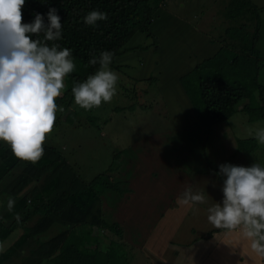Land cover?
Listing matches in <instances>:
<instances>
[{"label":"rangeland","instance_id":"obj_1","mask_svg":"<svg viewBox=\"0 0 264 264\" xmlns=\"http://www.w3.org/2000/svg\"><path fill=\"white\" fill-rule=\"evenodd\" d=\"M248 1L251 4L235 18L225 16L229 2L246 0H151L159 10L145 9L143 18L131 15L138 14V5L146 0L132 1L120 13L123 18L130 16L124 20L130 25L127 31L111 37L121 28L115 19L91 44L92 56L114 52L118 44L131 49L114 61L126 64L127 70L118 63L116 68L110 66L119 77L112 100L84 110L73 99L63 113L56 114L53 131L43 145L55 149L82 179L88 181L104 173L115 185V190L104 192L99 199V218L109 226L116 223L115 228L121 231L119 237L108 234V239L124 248L127 264H264V258L252 253L238 233L216 229L207 221V209L223 200V181L218 175L221 164L248 167L257 163L264 167V144L258 143L250 160L238 153L231 155L229 148L235 147L234 138L254 133L263 122L235 113L228 118L229 127L215 133V148L208 152L205 144L206 153L200 157L201 144L197 142L203 132L196 127L198 119L190 113L188 103L179 102L184 99L177 87L180 76L197 61L210 57L220 45L240 44V34L248 43L256 31L258 40L252 44L259 53L257 82L264 106V0ZM145 18H150V25L146 33H139ZM231 29L238 32L233 41L228 39ZM145 78L154 81L153 85L147 86ZM246 85L249 95L256 98L255 84ZM216 149L227 157L224 163L217 162ZM205 158L217 171L207 166ZM52 171L40 172L21 162L0 181V201L4 200L0 209L7 207L9 198L14 202L24 198L28 205L30 192L46 184ZM188 187L203 193L205 202L178 204V197ZM86 220L98 223L97 216L91 221L87 215ZM16 228L0 250L20 234ZM45 232L48 237L53 234L48 226ZM97 236L87 237L83 244L75 238L77 264L89 263L94 250L106 242ZM40 250L37 243L29 242L11 262L30 260Z\"/></svg>","mask_w":264,"mask_h":264},{"label":"trees","instance_id":"obj_2","mask_svg":"<svg viewBox=\"0 0 264 264\" xmlns=\"http://www.w3.org/2000/svg\"><path fill=\"white\" fill-rule=\"evenodd\" d=\"M132 1L134 0H25L22 7L23 23H32L38 13L43 16L44 23L47 25L49 9H57L62 24V37L54 43L59 44L61 48H68L72 52V59L76 67L72 73L65 77L64 91L55 101L58 107H69V102L74 99L71 93L74 82L84 81L98 68V66L88 63L92 57L91 44L108 30L109 25L115 19L118 20L121 28L116 33L113 32L111 37L117 38L119 31L123 30L125 33L126 28L130 27L124 21L130 16L123 18L120 13ZM154 2L146 0L144 4H139L138 14L135 13L131 17L136 15L135 18H143V10L148 8L158 11L159 8ZM250 4L251 2L248 0L238 3L229 2L225 16L235 18L241 13L243 7ZM92 10L107 13L108 19L98 21L96 26L86 25L83 17ZM150 22V18L143 19L137 31L146 33ZM253 32L255 36L247 43L241 34L238 36V32L231 29L228 32V39L233 41L238 36L241 40L240 44L220 45L210 57L197 61L177 81V87L182 91L184 99L179 102L188 103L190 113H194L198 119L199 124L196 123V127L203 132L201 139L197 142V144H201V151L198 152L200 157L206 153L205 144L208 147V152L209 148H215V144H213L215 133L219 129L221 133L224 128L227 129L229 127L228 118L235 113L246 115L247 119L252 122L259 119L263 122L260 128H264L262 88L257 82L259 53L252 44L253 41L258 40V34L256 31ZM30 35L32 39L43 40L44 37L43 33L39 37L35 34ZM130 50L122 49L118 44L116 50L112 52L114 55L111 65L116 68L118 63V66L122 65L124 66L122 69L127 70L128 66L119 61ZM117 59L119 61L114 63ZM121 75L123 76V74ZM145 81H147V86L154 83L150 78H145ZM246 83L255 84L258 92L257 99L249 95ZM193 96L196 97V101L192 100ZM243 101H245L244 105L237 109L236 106ZM191 119L195 121L193 115H191ZM251 132L245 134L246 137L234 138L235 147L231 145L229 147L232 150L231 155L235 156L238 153L244 155L248 160L251 155L253 157L255 150L259 147L254 133ZM223 141L226 143V140ZM219 147L221 145L217 146V148ZM43 148L42 158L33 164L15 157L10 147L0 141V181L8 173L14 171L21 162H25L30 169L34 168L40 172L54 169L46 184L30 192L31 199L28 205L23 198L15 201L11 212L8 207L0 209V245L12 236L16 227L20 229V234L0 250V264H8L13 258L15 259L29 242L37 243L41 246V250L37 257L21 261L20 264H77L76 255L79 247L75 238L83 244L84 239L92 237L94 234L97 236L98 232H101L98 234L99 238L101 237L100 239L106 242H101V248L98 247L94 250L92 259L87 264H127L124 248L108 239V234L119 237L121 231L115 228L116 223L109 226L99 218V199L104 192L115 190V185L111 184L109 177L104 173L96 175L88 181L82 179L74 167L70 166L55 149L47 148L44 145ZM217 151L219 152V155L216 156L217 162L224 163L227 157L222 156L221 151ZM204 160L210 169L217 171L216 167H211L209 158ZM219 179L223 181V178L219 177ZM17 214H19V220L16 218ZM87 215L90 216L91 221H94V216H97L98 223L87 221ZM46 226L53 232L50 237L46 235ZM12 262L10 264L14 263Z\"/></svg>","mask_w":264,"mask_h":264},{"label":"clouds","instance_id":"obj_3","mask_svg":"<svg viewBox=\"0 0 264 264\" xmlns=\"http://www.w3.org/2000/svg\"><path fill=\"white\" fill-rule=\"evenodd\" d=\"M25 0H0V141L6 143L15 157L33 164L44 154L46 136L53 131L56 104L64 91L65 77L75 70L72 52L54 43L62 37V24L57 9L47 13L48 24L41 14L32 23H23ZM105 12L92 10L83 17L86 25L105 21ZM43 33V40L32 39ZM48 42H53L49 44ZM111 51L93 55L89 64L98 68L82 82H74L71 93L74 103L84 110L98 108L110 102L117 91L118 74L110 67ZM259 144H264V128L254 132ZM223 200L207 209V221L216 229L236 232L249 243L252 253L264 258V167L221 164ZM178 204H203L205 196L186 188ZM14 200L9 198L8 210ZM19 220V214L16 216Z\"/></svg>","mask_w":264,"mask_h":264}]
</instances>
